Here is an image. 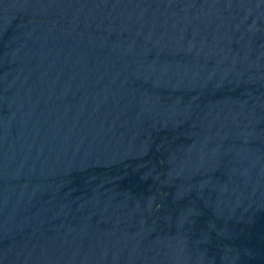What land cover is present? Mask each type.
<instances>
[{
  "label": "water",
  "instance_id": "obj_1",
  "mask_svg": "<svg viewBox=\"0 0 264 264\" xmlns=\"http://www.w3.org/2000/svg\"><path fill=\"white\" fill-rule=\"evenodd\" d=\"M0 264H264V0H0Z\"/></svg>",
  "mask_w": 264,
  "mask_h": 264
}]
</instances>
